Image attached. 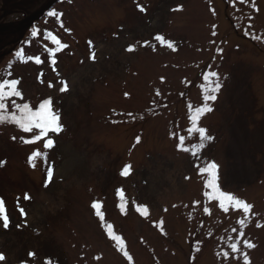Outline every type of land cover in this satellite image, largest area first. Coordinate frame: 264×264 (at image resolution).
Listing matches in <instances>:
<instances>
[{
  "label": "rangeland",
  "instance_id": "rangeland-1",
  "mask_svg": "<svg viewBox=\"0 0 264 264\" xmlns=\"http://www.w3.org/2000/svg\"><path fill=\"white\" fill-rule=\"evenodd\" d=\"M11 80L59 131L0 123V264H264V0H60L0 39Z\"/></svg>",
  "mask_w": 264,
  "mask_h": 264
},
{
  "label": "snow or ice",
  "instance_id": "snow-or-ice-1",
  "mask_svg": "<svg viewBox=\"0 0 264 264\" xmlns=\"http://www.w3.org/2000/svg\"><path fill=\"white\" fill-rule=\"evenodd\" d=\"M49 15L55 16L56 13L50 12ZM155 39L161 41V43L164 42L163 37L157 36V37H155ZM56 42L59 43V41H56ZM168 46L171 47L172 45L169 43ZM128 50L132 51L133 49L130 47ZM18 55H19V53H18ZM93 59H94V56H93ZM36 62L39 63L40 62L39 59H37ZM215 75H216L215 73L211 74V76H215ZM205 79L208 80L209 77L206 76ZM18 83L19 82L16 80L0 82V123H6V122L14 123L22 131H31L33 127L39 128V129H41V135L46 134L48 131H59V124H58L59 118L56 114H54L50 111V109H51V101L50 100L42 103L40 105V110H38V111H33L30 108V106L26 103L23 105H14L17 108V110L22 113V115L19 118L15 114H12L10 117L6 116L4 114L7 111V104L5 103V101L7 99H10L12 96L20 97L21 99L23 98L21 92L17 88ZM66 88H67V85L65 84L64 87L61 88V91L66 90ZM218 90H219L218 82H213L212 83V91H218ZM206 99L215 100L216 97H215V95H209L206 97ZM204 111H211V109L210 108H197L196 109L197 115L203 113ZM193 123L195 124V119L193 120ZM198 131H199L201 139H205V138L210 139V137L205 136V130L204 129L200 128V129H198ZM38 138L39 137H37V139ZM182 141H183V138H181V142ZM25 142L29 143L32 141H25ZM137 142H139V139L137 140ZM51 145H52V141L48 140L45 147H48ZM128 167H130V166L125 167L124 173H122V174H127ZM216 168H217V165L215 163H210L209 165H207V167L202 168L200 171H201V173L207 172V173L211 174L212 171L215 170ZM49 176H51V172L49 173ZM214 180H215V177L213 176V178L208 181V185L210 187H214L217 189L216 198L220 201V206L222 208L224 207V201L227 200L230 202V206L232 203H234L237 208L242 209L244 214H247L250 211L251 205H249V204L241 201L240 199L234 197L232 194L220 191L218 186L214 183ZM93 207L94 208L98 207V205L94 204ZM2 208H3V201L0 200V216L3 217L4 227L6 228L8 226V221H7L6 215L3 214ZM227 210L228 209L225 208V211H227ZM205 211H207V209H205ZM240 223L243 224V221H240ZM241 235H243V233H241ZM244 245H245V247H248V248L254 247V245L251 244L247 240L244 241ZM231 247L235 251L239 250L236 244L231 245ZM29 255L34 256L35 254L29 253ZM125 255H127V253H125ZM244 256H245L244 264H250V261L248 260L246 253L244 254ZM4 259H5V257L3 256V254H0V261H3ZM49 264H50V262H49Z\"/></svg>",
  "mask_w": 264,
  "mask_h": 264
},
{
  "label": "flooded vegetation",
  "instance_id": "flooded-vegetation-1",
  "mask_svg": "<svg viewBox=\"0 0 264 264\" xmlns=\"http://www.w3.org/2000/svg\"><path fill=\"white\" fill-rule=\"evenodd\" d=\"M10 24V22H6L0 25V39L8 34V32L10 31Z\"/></svg>",
  "mask_w": 264,
  "mask_h": 264
},
{
  "label": "water",
  "instance_id": "water-1",
  "mask_svg": "<svg viewBox=\"0 0 264 264\" xmlns=\"http://www.w3.org/2000/svg\"><path fill=\"white\" fill-rule=\"evenodd\" d=\"M54 2H55V0L51 1L50 3H48L45 7H43L41 10H39V13L42 12L43 10L49 9V7H50ZM35 15H36V14H34V15H32V16L26 18L25 21H28V20L34 18Z\"/></svg>",
  "mask_w": 264,
  "mask_h": 264
}]
</instances>
